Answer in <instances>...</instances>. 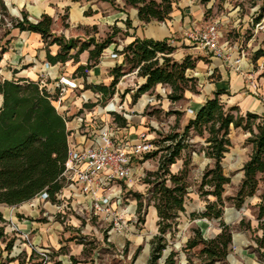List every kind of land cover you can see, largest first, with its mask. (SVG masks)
I'll return each instance as SVG.
<instances>
[{
	"label": "trees",
	"instance_id": "1",
	"mask_svg": "<svg viewBox=\"0 0 264 264\" xmlns=\"http://www.w3.org/2000/svg\"><path fill=\"white\" fill-rule=\"evenodd\" d=\"M71 1L73 3L101 1L113 6L117 0ZM120 1L124 3V9L136 10L137 19L144 25L166 22L170 20L173 12L172 0ZM210 1L201 0V3L207 5ZM96 13L88 10L84 15L90 17ZM20 15V18L13 17L4 0H0V61L6 51L2 42L11 30L19 29L40 35L46 48L52 45L59 47V52L54 57L47 52V62L52 65L64 64L69 59L77 62L81 53L89 51L88 65L79 67L76 71L85 77V73L98 64L104 50L116 43L114 38L118 34L127 35L121 29L113 27L112 34L101 43L93 39L88 42H80L78 39L67 41L64 37L53 35L54 21L49 16L42 15L38 22L32 23L24 11L20 12ZM126 24L130 25L129 19ZM63 27L68 26L65 24ZM92 46L93 49L90 50ZM72 50H77L76 54L69 56ZM175 50L167 40L135 38L127 46L116 50L122 57V64L114 69V78L110 86L108 88L101 86L97 90L105 97L114 95L115 87L125 75L123 68L129 65V73L137 70L138 77L144 80V84L138 87L133 96V103L143 95L152 94L159 85L170 88L171 93L167 98L171 103L182 101L185 91L197 94V80L186 76L188 71L196 68L197 59L186 56L182 61H176L172 57ZM260 57H264V50L259 51L255 59ZM223 94L216 92L213 98L208 99L184 126L181 134H171L163 140L152 141L156 150L144 158L149 159L161 154L157 171L146 173L143 180L149 187L148 194L151 196L145 207L142 204V196H136L138 214L140 215L143 208L153 207L158 219L157 235L149 242L150 256L146 264H159L167 249V236L172 238L175 236L180 214L185 212L191 156L196 153L189 144L190 134L203 139L205 146L201 149V154L212 162V166L207 168L202 176L200 195L213 199L206 202L204 212L192 213L191 219L216 221L219 232L213 237L205 238L199 227L192 228L191 236L184 248L187 264H226L232 250V229L223 219L224 187L230 183V179L224 174L222 165L231 148L232 128H242L244 132L249 133L251 135L249 143L252 146L250 160L242 170L244 180L238 193L241 202L237 204L240 206L243 198L253 197L259 183L264 182V121L253 114H246L243 117L238 113L235 117L234 113L238 112V109L227 107L220 98ZM52 99V94L45 87H40V81H8L0 77V205L19 207L43 193L47 194V202L50 204L60 203L58 196L64 188L63 173L68 160L69 132L64 119L52 104ZM174 115L178 121L181 114L175 112ZM256 121L258 123L255 124ZM165 143L168 146L161 147ZM178 161H182V167L174 173L171 168ZM257 209L256 231L261 232V236L256 238V245L260 251V260L264 264V197L257 204ZM0 223H5L1 213ZM240 225H243V222ZM247 229L251 230L250 225ZM0 241L5 243L4 251L7 254L3 264L16 260L19 264H25L20 257L10 258L15 240H8L4 226H0ZM84 251L85 256L87 252ZM139 251L135 253L133 260H136ZM192 251H195L193 258L189 256ZM64 253L60 250L47 255L51 260L55 259L52 264H61L56 258ZM45 257L46 254H41L33 248L27 263L31 264L34 259H41L36 264H43ZM176 257V252L171 251L162 264H177ZM70 262L80 263L74 257H70ZM84 263L93 264L86 260Z\"/></svg>",
	"mask_w": 264,
	"mask_h": 264
},
{
	"label": "rangeland",
	"instance_id": "2",
	"mask_svg": "<svg viewBox=\"0 0 264 264\" xmlns=\"http://www.w3.org/2000/svg\"><path fill=\"white\" fill-rule=\"evenodd\" d=\"M202 6L203 16L199 24L218 22L223 30V38L221 45L230 49L228 57L233 61L240 58L244 54L246 61L257 66L264 74V57L255 59L259 51L264 50V0H211L207 5L201 3V0H196ZM121 2H116V5L111 6L107 2L95 1L84 5L86 11L92 10L97 13L91 17H87L84 26H78L75 33L80 39L88 42L91 39L97 43L105 41L111 34L113 27L112 17L122 16ZM10 12V11H9ZM20 10L18 11L19 18ZM12 15V13H10ZM68 10L63 12L58 20L59 28L65 25L69 18ZM13 16V15H12ZM14 17V16H13ZM16 18V17H15ZM116 27V26H115ZM125 28V26L123 27ZM80 38V39H79ZM115 48L118 46L125 47L123 34H118L116 37ZM187 38L186 36L181 39ZM190 44V43H189ZM193 46V45H192ZM193 48H195L193 46ZM173 59L182 61L186 57V49L184 45L175 48ZM197 56L198 51H194ZM209 55V54H208ZM227 65V64H226ZM125 75L120 79L117 86V96L119 104L123 105L127 102L128 110H132L133 96L139 87L141 78L137 75V70L129 73L130 66L124 68ZM199 73V72H198ZM191 72H187L186 76L190 77ZM163 88L169 89L168 86L158 88V94H162L167 98L168 94ZM199 86L197 85V89ZM129 94V96H127ZM156 90L152 94H146L158 98ZM142 97V96H141ZM140 97V98H141ZM160 98V97H159ZM1 104V101H0ZM165 103L166 110L163 111L157 108L161 105L148 107L146 114L148 119L145 122V131L148 140L157 142L163 140L171 134H181L184 128L182 115L179 120H176V115L173 106ZM183 108L185 104L180 102ZM167 112H170L167 114ZM131 115L134 113L129 112ZM238 116V112L234 113ZM258 121L255 122V124ZM254 132H256L253 126ZM189 144L191 149L196 153L191 156V165L189 167L188 177V195L185 199V212L180 214L179 226L175 236H167V249L163 253L162 260L169 255L171 251L176 252L177 264H187L186 253H184L185 243L191 236L192 228L200 227L204 237L209 238L215 236L219 232L218 223L206 219H191L192 213H202L205 211L207 201H212L211 197L205 198L200 195V185L202 176L205 170L212 166V162L204 158L201 154V149L205 144L203 139L190 134ZM251 135L244 132L242 128H232L230 133L231 148L223 160L224 174L230 179V183L224 187V213L223 219L232 229L233 245L226 264H262L260 260V251L256 245V238L261 236V232H257L258 214L257 204L264 197V182L259 183L258 190L253 197L243 198V202L239 206L238 193L242 186L244 175L243 167L248 163L252 155V146L249 143ZM168 146L167 143L161 147ZM160 147V145H159ZM160 156H154L143 161L135 162L134 177L128 181H118L113 185V189L106 194H110L111 202L108 212L105 210L90 211L85 207L76 206L71 211H64V214L59 212L54 205L37 198L21 207L16 208L19 219L31 221L34 217L38 223L50 222L51 226L56 228L53 230L60 233V244H64L61 249H45L34 244L31 234L19 231L16 224H13L11 219L15 216L14 209L6 206H0V213L5 218V223H0L4 226L6 237L14 239L13 256L29 246L36 248L37 252L46 254L43 264H52L55 260H51L45 252H79L85 250L87 252L82 259L92 262L93 264H146L150 256L149 242L157 235V216L153 207L143 208L140 215L137 212L136 196H142V204L148 203L151 197L148 194L149 187L143 183L146 173L156 172L159 166ZM182 167V161H178L171 171L176 173ZM207 190V189H205ZM34 211L38 213L35 214ZM48 219L50 221H48ZM243 222V225L240 223ZM118 223V226L114 224ZM251 230L247 229V226ZM57 230V231H56ZM84 244V245H82ZM5 243L0 241V264L5 262L7 254L4 251ZM47 250V251H46ZM140 250L136 260H133L135 253ZM195 251L189 253L190 257H194ZM18 257L27 263L26 257L20 254ZM57 260V259H56ZM41 259H34L31 264L40 262Z\"/></svg>",
	"mask_w": 264,
	"mask_h": 264
},
{
	"label": "crops",
	"instance_id": "3",
	"mask_svg": "<svg viewBox=\"0 0 264 264\" xmlns=\"http://www.w3.org/2000/svg\"><path fill=\"white\" fill-rule=\"evenodd\" d=\"M118 1L121 2V9L123 10L121 14L124 15L125 19L122 16H114L111 20L112 24L108 25L112 27L116 26L123 33L127 34L124 35L123 45L127 46L135 38L153 41L167 40L168 44L174 48L184 45L187 47L186 56L197 59L196 68L188 72L192 73L190 77L197 80V85L199 86L197 89L198 93L193 94L185 91L184 99L180 101L185 104L183 108L180 102L171 103L168 98L163 99L165 96L158 94V88L163 86L159 85L155 90L160 98H155L153 95H143L135 103H132L131 111L128 110L127 102H124L122 105L124 109L122 115L106 114L104 106L114 95H117L116 88L118 85L114 89V95L109 97H105L97 88L101 86L108 88L114 78V69L122 64L121 56L117 61L110 58V54L117 53L116 50L122 49V46L115 48V44L104 50L98 64L89 69L84 77L81 75V72L76 71L79 67H86L88 65L89 51L81 53L78 56L77 62L74 59H69L64 64L57 63L52 65L47 62V52L53 57L56 56L59 52L57 45L46 48L40 35L13 29L2 42L6 51L0 61V77L8 81L28 80L39 82L41 81L40 76L42 72L46 71L45 64L48 63L51 68L47 72L51 76L47 77L44 81L45 88L50 93L55 91L54 83L60 76H72L76 78L80 84V89L77 92H68L65 97L64 106L67 108L71 119L78 112L85 113L86 122L80 130L75 131L77 128L75 121L68 125L71 130L70 139L84 146L90 145L91 135L96 122H109L112 120L115 121L117 126L126 130V136L131 142H137L138 136L145 131V122L149 118L146 114L148 107L161 105L157 108L165 111L166 102L182 115V118L185 119L182 120V123L186 126L188 121L194 117L187 114V109L197 112L208 99L213 98L216 92H223L224 94L220 97L221 101L227 107H236L241 116L253 114L264 121V74L262 70H259L257 66L245 60L242 71H237L233 63L226 65L222 60L212 58L207 53L193 48L192 43L187 38L179 40L185 37V34L191 30L193 25L200 23L199 21L203 13L199 2L196 0H172L173 12L170 20L163 23L152 22L144 25L137 19L136 10L131 8L124 9V3L120 0L116 2ZM4 2L14 17L19 18L18 11H24L32 23L38 22L42 15L49 16L54 21L52 27L53 35L64 37L67 41L78 39V36L75 34L77 32L76 28L87 25V17L84 15L86 10L83 7L89 3H73L71 0H4ZM65 10L69 12V18L65 22L68 27L59 28L58 20ZM128 19L130 21L129 26L126 24ZM124 26L125 28H123ZM80 40L86 42L83 39ZM114 41H116V38H114ZM92 49L93 46L90 50ZM76 51L72 50L69 56H74ZM194 51H198V57L195 56ZM138 83L141 86L144 84V80L141 79ZM163 90L168 94L170 93V88H163ZM129 112L134 114L131 115ZM8 208H13L14 213H16L14 214L15 216L11 217L13 224L16 221L15 225L18 226L19 231L31 234L35 245L38 244L45 249L59 250L62 248L64 244H60L59 242L61 234L53 230L54 227L51 226L50 222L38 223L34 217L31 221L22 220V218L19 219L16 210L18 207ZM152 210L155 209L152 208ZM34 213L37 214L38 212L34 211ZM2 217L5 220L4 216ZM48 221L50 220L48 219ZM33 248V246L29 245L24 252H20L16 256H13V252H11L10 258H17L20 254L29 258ZM83 256L82 250H79V252H65L56 259L61 264H71L70 257H74L80 261L78 264H86L84 263V259H82ZM9 264L19 263L16 260Z\"/></svg>",
	"mask_w": 264,
	"mask_h": 264
},
{
	"label": "built area",
	"instance_id": "4",
	"mask_svg": "<svg viewBox=\"0 0 264 264\" xmlns=\"http://www.w3.org/2000/svg\"><path fill=\"white\" fill-rule=\"evenodd\" d=\"M223 34V30L216 21L195 24L185 36L197 50L209 54L212 58L220 59L225 64L233 63L236 70L241 72L243 62L246 60L245 56L242 54L240 58L232 62L228 57L231 50L220 43ZM110 58L117 61L120 56L112 53ZM45 68L46 71L40 76L41 88L45 87L44 80L51 76L47 72L51 66L46 63ZM54 87L55 91L51 93L52 104L64 119L69 132L68 160L63 173L64 188L58 196L60 203L54 207L63 214L64 211H71L80 205L90 211L108 212L111 196L106 193L112 191L115 182L132 180L135 162L143 161L146 155L156 150V147L152 141L148 140L145 133L138 136L137 142H131L126 136V130L117 126L114 120L96 122L89 146L73 142L70 139L71 130L68 125L75 121L77 124L75 131L80 130L86 122V115L78 112L71 119L64 103L68 92L79 91L80 84L72 76H60L55 80ZM119 102L118 96L114 95L104 106L106 114L122 115L124 109ZM186 112L190 116L195 114L191 109H187ZM37 198L47 202L48 196L43 193Z\"/></svg>",
	"mask_w": 264,
	"mask_h": 264
}]
</instances>
